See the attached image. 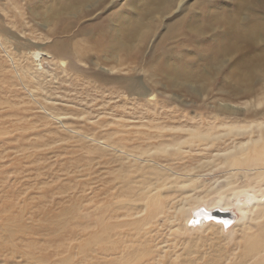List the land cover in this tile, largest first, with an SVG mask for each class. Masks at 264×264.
Returning <instances> with one entry per match:
<instances>
[{
    "label": "rangeland",
    "instance_id": "1",
    "mask_svg": "<svg viewBox=\"0 0 264 264\" xmlns=\"http://www.w3.org/2000/svg\"><path fill=\"white\" fill-rule=\"evenodd\" d=\"M231 28L237 44L220 39ZM241 53H264V0H0V264H254L242 240L254 208L231 207L223 227L193 213L185 224L193 210L173 212L174 187L164 212L132 226L153 235L126 242L146 255L97 245L98 219L122 229L144 216L122 218L142 174L125 150L207 131L227 115L214 104L242 105L227 95ZM250 83L264 96V80ZM202 160L197 183L219 186Z\"/></svg>",
    "mask_w": 264,
    "mask_h": 264
},
{
    "label": "bare ground",
    "instance_id": "2",
    "mask_svg": "<svg viewBox=\"0 0 264 264\" xmlns=\"http://www.w3.org/2000/svg\"><path fill=\"white\" fill-rule=\"evenodd\" d=\"M234 29H228L226 33L221 35L220 39L223 38L224 41V38H228L231 40L228 42L231 44L236 42L237 44L239 33ZM236 44L231 45V48L238 50ZM40 53L37 51L34 56ZM237 63L239 65L234 75L231 74L235 84L232 85L228 82L229 91L227 92L228 89H226V92L232 99H246L247 97L248 101L246 100L238 106L230 104L229 101L214 104L213 108L216 109L215 106H219V109L227 112V115H224V118L212 116V125L210 124L207 131L186 128L182 129L187 132L183 139L181 136L174 135L170 142L158 143L161 145L154 142L152 143L153 147L143 148L144 146H141L139 149L125 150L127 151L125 154L132 157L128 160L135 162L140 160L141 167L138 169L142 172L141 179L134 181V183H137L136 193H139L137 200L141 203L128 201L124 205H120V208H124L122 218L127 216L138 217L141 213H144V216L141 217V220L139 218L133 223L126 221L124 223L122 220L120 227L122 229L104 224L102 219H98L97 245H99L98 250L102 254L113 256L127 253L137 257L146 255L147 252L139 247L131 246L132 249L130 250L126 242L131 241H127L128 238L136 237L140 242L147 244V242L153 241V235L149 229L137 234V230H135L133 234L131 233L132 226L137 228L140 221L145 224L151 223L152 219L155 218V213L164 212L168 196L165 191H170L169 189L174 187L173 192L181 196L182 204L173 212L184 215L188 209L193 210L185 224L193 213L198 219L212 220L213 225L219 223L216 221H220V227H223V225L231 223L229 213L231 207H234L242 217L246 216L247 211L252 212L251 209L254 208L251 220L258 222L253 226H248L249 230L244 231L242 236L243 252L246 258L256 260L254 264H264L261 259L264 252V96L258 95L259 93L255 94L256 89L253 84L250 83L251 86L249 87L245 86L246 82L264 80V53L263 55H252L246 61L241 53ZM262 87L264 90V83ZM216 128H221L222 134L215 133L214 129ZM219 140H222L221 145L215 144V141L219 142ZM201 143L205 147L203 153L206 154V157H178L189 145ZM168 151L170 152L167 153ZM183 159L186 162H183ZM202 159L209 160V171L215 170V181L220 177L217 175L222 174L223 182L219 186L215 185V182L210 186L197 183V179L201 176L200 172L203 171L206 163ZM149 161L151 164L146 163ZM160 161L164 164H160ZM194 162L195 164H193ZM143 169L144 171H142ZM241 197L247 202L241 200ZM202 204H205L206 208H201ZM248 204L252 205L251 208ZM202 209L206 212L216 210L226 212L227 216L224 217L227 218L222 219L221 216H215L216 218L202 217L200 214ZM103 212V216L99 218L107 216L104 209ZM167 219L169 218L167 217ZM103 243H108V245Z\"/></svg>",
    "mask_w": 264,
    "mask_h": 264
},
{
    "label": "water",
    "instance_id": "3",
    "mask_svg": "<svg viewBox=\"0 0 264 264\" xmlns=\"http://www.w3.org/2000/svg\"><path fill=\"white\" fill-rule=\"evenodd\" d=\"M200 214L202 217H205V218H216L215 216H221L220 218L224 219V218H227V217H224L225 215L227 216V213L226 212H220L218 210L214 211V212H206V211H203V209L200 211Z\"/></svg>",
    "mask_w": 264,
    "mask_h": 264
}]
</instances>
